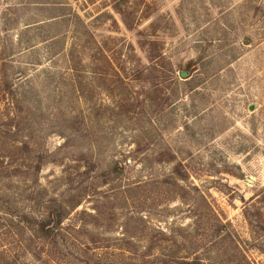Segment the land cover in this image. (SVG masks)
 <instances>
[{
    "label": "rangeland",
    "instance_id": "rangeland-1",
    "mask_svg": "<svg viewBox=\"0 0 264 264\" xmlns=\"http://www.w3.org/2000/svg\"><path fill=\"white\" fill-rule=\"evenodd\" d=\"M195 260L264 264V0H0V264Z\"/></svg>",
    "mask_w": 264,
    "mask_h": 264
},
{
    "label": "trees",
    "instance_id": "trees-1",
    "mask_svg": "<svg viewBox=\"0 0 264 264\" xmlns=\"http://www.w3.org/2000/svg\"><path fill=\"white\" fill-rule=\"evenodd\" d=\"M113 9L117 12V13H120V9L117 7V6H113ZM123 22H124V24L125 25H128L127 24V22L125 21V20H123ZM129 27V26H128ZM193 65V63L192 62H189L187 65H186V68L189 70V68L191 67ZM51 223V221L50 220H46V221H44L43 222V224H42V226H41V230L45 233V234H49V229H48V227L47 226H49V224ZM181 264H200V262H198V261H190V262H187V261H185V262H182Z\"/></svg>",
    "mask_w": 264,
    "mask_h": 264
},
{
    "label": "water",
    "instance_id": "water-1",
    "mask_svg": "<svg viewBox=\"0 0 264 264\" xmlns=\"http://www.w3.org/2000/svg\"><path fill=\"white\" fill-rule=\"evenodd\" d=\"M189 75H190V73H189V72H186V71H180V73H179V76H180L181 78H183V79L189 77ZM253 108H254V107L251 105V106H250V109H253Z\"/></svg>",
    "mask_w": 264,
    "mask_h": 264
}]
</instances>
